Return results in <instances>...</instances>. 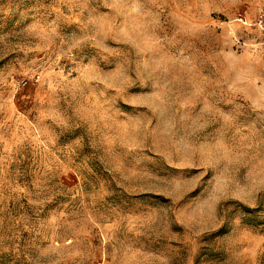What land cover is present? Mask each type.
Segmentation results:
<instances>
[{"label":"rangeland","instance_id":"1","mask_svg":"<svg viewBox=\"0 0 264 264\" xmlns=\"http://www.w3.org/2000/svg\"><path fill=\"white\" fill-rule=\"evenodd\" d=\"M263 3L0 0V264H264Z\"/></svg>","mask_w":264,"mask_h":264},{"label":"built area","instance_id":"2","mask_svg":"<svg viewBox=\"0 0 264 264\" xmlns=\"http://www.w3.org/2000/svg\"><path fill=\"white\" fill-rule=\"evenodd\" d=\"M256 22L262 26H264V3L262 4V7L260 8L257 17ZM237 20L240 22L243 21V17L238 16ZM94 264H103L102 261H96Z\"/></svg>","mask_w":264,"mask_h":264}]
</instances>
